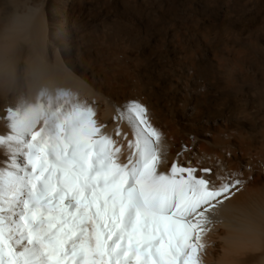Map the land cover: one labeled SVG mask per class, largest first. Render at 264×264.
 <instances>
[{
  "label": "snow or ice",
  "instance_id": "obj_1",
  "mask_svg": "<svg viewBox=\"0 0 264 264\" xmlns=\"http://www.w3.org/2000/svg\"><path fill=\"white\" fill-rule=\"evenodd\" d=\"M30 75L36 101L18 96L0 109V264H201L208 214L244 183L241 174L180 164L187 145L169 164L135 100L116 109L114 122L133 135L121 162L119 124L104 132L92 105L52 86L42 58ZM19 81L5 54L0 83L18 92Z\"/></svg>",
  "mask_w": 264,
  "mask_h": 264
},
{
  "label": "bare ground",
  "instance_id": "obj_2",
  "mask_svg": "<svg viewBox=\"0 0 264 264\" xmlns=\"http://www.w3.org/2000/svg\"><path fill=\"white\" fill-rule=\"evenodd\" d=\"M67 14L63 0H0V71L7 54L20 77L18 92L6 91L0 83V109L15 107L18 96L36 101L30 72L40 57L51 66L52 86L69 90L72 101L92 105L97 123L107 125L104 132L114 134L119 124L127 137L118 138L124 162L133 135L127 123L114 122L116 109L139 101L166 142L169 164L187 145L180 164L227 169L244 181L208 214L213 223L202 236L201 264H264V34L254 40L206 36L204 57L189 82L191 71L177 44H168L164 56H148L150 62L167 61L164 68L151 62L148 70L140 66L144 52H124L116 38L85 36L77 40L86 50L72 46ZM105 44L111 49L97 50Z\"/></svg>",
  "mask_w": 264,
  "mask_h": 264
},
{
  "label": "rangeland",
  "instance_id": "obj_3",
  "mask_svg": "<svg viewBox=\"0 0 264 264\" xmlns=\"http://www.w3.org/2000/svg\"><path fill=\"white\" fill-rule=\"evenodd\" d=\"M63 1L68 7L67 23L70 24L68 34L71 45H77L78 50L83 47L86 50L85 45L77 40L81 37L116 38L125 45L124 52H144L146 57L140 66L145 65L149 70L153 62L158 68H164L167 63L164 57L151 63L149 58L152 59L153 53L159 55L162 52L164 56L168 44H177L175 46L185 56L188 72L191 71L189 82L195 79L199 68L197 65H201L208 38L235 36L240 39H258L264 34V0ZM96 48L100 51L111 49L106 44ZM194 54L198 57H193Z\"/></svg>",
  "mask_w": 264,
  "mask_h": 264
}]
</instances>
